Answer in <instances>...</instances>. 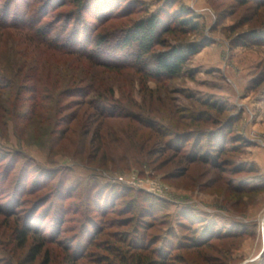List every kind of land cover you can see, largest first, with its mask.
Listing matches in <instances>:
<instances>
[{
	"label": "rangeland",
	"instance_id": "1",
	"mask_svg": "<svg viewBox=\"0 0 264 264\" xmlns=\"http://www.w3.org/2000/svg\"><path fill=\"white\" fill-rule=\"evenodd\" d=\"M77 1L0 0V264H106L142 219L158 249L175 248L172 264H264V0H89L84 12ZM36 16L52 36L81 32L87 53L123 66L33 42L21 18ZM153 16L165 24L158 52L197 49L177 79L147 77L153 63L134 67L135 47H118ZM183 19L198 30L176 28ZM96 36L111 43L97 47ZM84 76L113 88V102L85 98ZM217 126L239 143L230 137L216 167L168 150V133ZM96 130L121 138L99 150ZM142 204L154 218L131 212Z\"/></svg>",
	"mask_w": 264,
	"mask_h": 264
},
{
	"label": "trees",
	"instance_id": "2",
	"mask_svg": "<svg viewBox=\"0 0 264 264\" xmlns=\"http://www.w3.org/2000/svg\"><path fill=\"white\" fill-rule=\"evenodd\" d=\"M88 2L89 0H78V10L84 12ZM245 2H250V0H245ZM29 15L31 14L29 13ZM78 20L80 21V19ZM162 22L163 21L158 16H153L147 20L139 22L138 24H136L135 28L131 30L132 33L127 35L124 40H122V42L118 45L119 49H123L127 46L135 47L134 54L137 60L134 67H136V65L142 64L145 68V66L149 67L153 63L155 69L146 73V76L157 82L179 78L183 74V70L188 64L189 60L197 53L196 48L183 49L179 47L167 51L158 52L156 50L157 46L165 47V45H163L161 41L160 35L161 29L165 28V24ZM176 23V28H180L181 30H190V32H196L198 30V25L195 23L194 19H183L177 21ZM21 24V26H23L27 33L30 34L33 42L35 41V43L43 45L48 50L58 52L62 55H77L80 58H84L90 64L99 66L107 71H114L116 70V68H120V66H123L121 63L114 61L104 62L94 57L93 54L87 53L89 45L87 46L86 42H82L81 35H79L81 34V32H76V30H74V32H71L73 35L67 34L65 36L62 35L57 38L56 36H52L55 30H50L48 27L41 25L42 21L39 20L37 16L34 20L31 17L21 18ZM3 26L9 28V26L7 25ZM173 26L175 25H170V27L168 26V29H166L164 32H173L171 31L174 28ZM95 38L97 39L95 42L97 47L109 45L111 43V40L108 39V36H96ZM244 42L245 41H242V43ZM68 46L72 47L68 48ZM80 81H89V93L84 96L85 98H87L89 94L93 93L99 97V100H102L106 104H111L113 102V88H110V93L107 89L101 90L98 82L93 83L94 79H90L87 76H84L82 79H80ZM96 84H98V86H96ZM101 91H106V94L101 93ZM86 104L89 106L94 105L93 102ZM96 109L103 113V117L113 119L117 117L112 115V113L103 112L98 108ZM89 120L90 119L87 117L85 120L81 119L80 121L85 123ZM148 128L154 129L153 127H150V125ZM221 131L223 132L222 127L217 126L215 127V129L213 128L212 131L209 133H168L167 137H169L170 139L167 141L166 145L168 147V150L177 153H182L184 150V156L186 158L185 160L187 163L194 164L201 162L208 163L216 167L217 161L219 160V156H222L226 151H229L230 148H234L233 145L227 146L228 144H230L228 141L230 137L235 139L234 141H231L232 144L239 143L237 135H232L233 133L228 132L226 130L223 133H221ZM100 132V130L95 131L94 139L95 144H97L95 145V147L99 150L108 151V146L111 145L110 143H112L114 138V141H117L119 140V138H121L120 134H102ZM198 138L200 139L198 140ZM256 188L257 187H255L254 189ZM237 193H241V190L237 191ZM131 212L135 213V216L143 214L145 218L151 216L153 217L154 214L151 210H148L147 207H145L143 204L142 207L139 209V212L133 209H131ZM146 225L147 222H144V220L142 219L139 221V227H137L136 230H133V232H128L129 235H122L121 242L122 244H125V247L119 248L115 252L112 249L107 250L106 252L112 257L106 256L108 261V263L106 264H172V261L170 262V260H172L173 258L172 252L175 250V248H173L172 245L169 246L166 242L164 243V245L162 244L163 247L161 249H158L157 246L160 243L161 236L156 235L154 237L149 238L146 233V229H148L147 231H149L151 227L147 228ZM141 230L144 231H142L141 233ZM20 234V246H24L27 241L28 232L22 230ZM195 237L196 236L193 237L192 242H197V239ZM40 239H42L41 242L45 240L43 237H41ZM206 243V241H203L200 244L193 243L191 246H187L185 243V247H180V249L184 250L190 247L199 248L200 246H205ZM42 248L43 247H37L36 249L32 250L33 252L31 253V256L33 260H35L41 254ZM82 258L83 257L81 256L78 260ZM99 258L100 257H98V259ZM67 260L70 262L71 258L68 257ZM110 260L112 261L110 262ZM98 262L99 261H97V263ZM178 262L181 263L184 261L181 258L180 260H175L174 264H179Z\"/></svg>",
	"mask_w": 264,
	"mask_h": 264
},
{
	"label": "built area",
	"instance_id": "3",
	"mask_svg": "<svg viewBox=\"0 0 264 264\" xmlns=\"http://www.w3.org/2000/svg\"><path fill=\"white\" fill-rule=\"evenodd\" d=\"M121 180L124 181V182L122 181L124 184H127V185H128V184H129V185H136V184H135L136 182H130V181H127V180H124V179H121Z\"/></svg>",
	"mask_w": 264,
	"mask_h": 264
}]
</instances>
